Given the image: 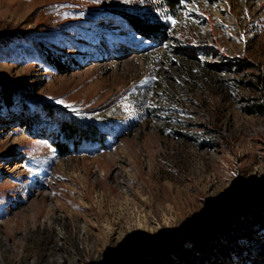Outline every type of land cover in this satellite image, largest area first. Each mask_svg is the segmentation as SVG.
<instances>
[{"label": "rangeland", "instance_id": "374dc122", "mask_svg": "<svg viewBox=\"0 0 264 264\" xmlns=\"http://www.w3.org/2000/svg\"><path fill=\"white\" fill-rule=\"evenodd\" d=\"M148 11L163 37L123 17ZM259 75L264 0H0V264H264Z\"/></svg>", "mask_w": 264, "mask_h": 264}, {"label": "trees", "instance_id": "16d2710c", "mask_svg": "<svg viewBox=\"0 0 264 264\" xmlns=\"http://www.w3.org/2000/svg\"><path fill=\"white\" fill-rule=\"evenodd\" d=\"M160 1L162 2L163 7H166L167 9H170L173 12L176 10V6L180 2V0ZM123 17L128 21L129 25L133 28V30L144 38H161L166 33L167 22H165L162 16L158 15L156 12H127L125 13V15H123ZM239 64L243 65L240 61ZM55 65L64 71L65 69H67L61 61L56 62ZM258 79L262 83V85H264V78L259 75ZM2 95L4 98V102L7 105H12L13 96L11 89L8 86L3 89ZM243 108L250 113H264V103H260L254 99L250 100V102L247 103ZM64 133L65 137L70 139V141H72L74 144L77 141V133L79 135L81 133L82 136L85 134V136H83L85 138L99 136V131L96 128L92 126H80L74 122L66 126ZM64 143L65 144L57 142L56 146L60 152L68 153L70 151L69 144L68 142ZM251 203L252 205H256L257 208L264 209V193L253 194L251 196ZM234 219L235 218L232 217L226 222H212L207 225H204L198 228L197 230H194L192 234H190L189 240L194 244V247L199 250H206L209 247H216V244L218 245L220 240L222 239L221 233L219 231V227H221L220 224L224 225L226 223L225 225L227 226V228L229 227L231 229L229 231V234H233V236H231L232 242L235 240L234 238L242 236L244 233H246V229L244 228L243 222ZM166 264H172V261L167 262Z\"/></svg>", "mask_w": 264, "mask_h": 264}, {"label": "snow or ice", "instance_id": "6c2138e0", "mask_svg": "<svg viewBox=\"0 0 264 264\" xmlns=\"http://www.w3.org/2000/svg\"><path fill=\"white\" fill-rule=\"evenodd\" d=\"M173 23H175V21H173ZM58 103H60V101H57Z\"/></svg>", "mask_w": 264, "mask_h": 264}]
</instances>
